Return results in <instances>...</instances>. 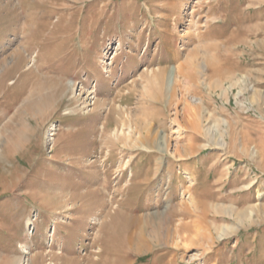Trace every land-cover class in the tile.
Listing matches in <instances>:
<instances>
[{"label": "rangeland", "instance_id": "obj_1", "mask_svg": "<svg viewBox=\"0 0 264 264\" xmlns=\"http://www.w3.org/2000/svg\"><path fill=\"white\" fill-rule=\"evenodd\" d=\"M19 56L0 264H100L138 220L122 264H264V0H0Z\"/></svg>", "mask_w": 264, "mask_h": 264}, {"label": "bare ground", "instance_id": "obj_2", "mask_svg": "<svg viewBox=\"0 0 264 264\" xmlns=\"http://www.w3.org/2000/svg\"><path fill=\"white\" fill-rule=\"evenodd\" d=\"M19 59L22 60L21 57L19 56V58L16 59L15 62H13V64L8 68V70L4 71L0 75V77H3V79H0V87H2V84L6 81V79L9 76H11L12 73H14L16 71H19L21 69L22 62H19ZM22 67H23V65H22ZM20 77H28V73H24ZM159 80H161V78ZM183 154L185 155L186 153H183ZM186 155H188V154H186ZM257 210H258V217H261V214L259 213V207H257ZM253 213H254L253 208H248L244 212L245 216L248 217V219L253 215ZM245 216L241 215V217H245ZM108 226H109V224L108 225L105 224L103 226V228L105 230V233L108 232V230L110 229V226H109V229H108ZM230 226H227L225 228H231ZM147 227H148V225H146V224L143 225L138 220V222L136 223L135 226L133 224V225H131L130 227L127 228L128 232H127L126 236H124V234H125L124 232L122 234L123 236L117 235L118 229H117V232H115L116 235L114 237H113V235L111 233L109 234V232H108L107 235H109V236H107V237L111 238L113 241L111 240L112 243L110 245H105L104 244L105 245L104 248L101 247L103 250L100 251V252H102V255H100V264H122V260L125 257V252L128 249H132L133 245L136 246L135 249L137 248V250H141V248L148 249V248L151 247V243H149L147 241L148 237H151V239H153V240L155 239L154 240L155 242H160L162 239L160 238V236L158 234L159 232L157 233L156 229L154 231H152L151 229L149 230ZM111 228L113 229V227H111ZM222 228H224V227H222ZM152 245H153V243H152ZM66 256H67V254H66ZM54 257H59V256L54 255Z\"/></svg>", "mask_w": 264, "mask_h": 264}]
</instances>
